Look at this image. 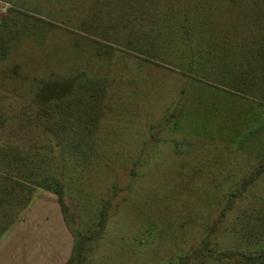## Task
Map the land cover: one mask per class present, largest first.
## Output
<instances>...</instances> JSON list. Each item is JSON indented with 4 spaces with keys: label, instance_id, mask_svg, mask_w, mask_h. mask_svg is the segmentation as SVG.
<instances>
[{
    "label": "rangeland",
    "instance_id": "1",
    "mask_svg": "<svg viewBox=\"0 0 264 264\" xmlns=\"http://www.w3.org/2000/svg\"><path fill=\"white\" fill-rule=\"evenodd\" d=\"M10 154L75 264H264V0H0ZM37 199L4 264L62 256Z\"/></svg>",
    "mask_w": 264,
    "mask_h": 264
},
{
    "label": "trees",
    "instance_id": "2",
    "mask_svg": "<svg viewBox=\"0 0 264 264\" xmlns=\"http://www.w3.org/2000/svg\"><path fill=\"white\" fill-rule=\"evenodd\" d=\"M9 157L10 159L7 157V163H5L4 167L0 166V236L17 221L20 211L28 206L35 187L52 190L49 183H32L27 176L23 177V179L19 172H21V169L24 170V168L15 166L11 161V154ZM53 192L57 195L58 202L62 206V199L59 193ZM78 254V250H75L65 264H75L74 259L78 257Z\"/></svg>",
    "mask_w": 264,
    "mask_h": 264
},
{
    "label": "crops",
    "instance_id": "3",
    "mask_svg": "<svg viewBox=\"0 0 264 264\" xmlns=\"http://www.w3.org/2000/svg\"><path fill=\"white\" fill-rule=\"evenodd\" d=\"M39 195V194H38ZM36 195V197L34 198V203L32 202L31 205L28 206V208H26V210L24 211V217L22 219V221L20 222H17L15 224H13L11 227H10V230H12V233H16L17 232V229H18V233H22V232H26L28 233V238L30 237L31 239V235H30V232L29 230H31V226L33 225L30 224L29 221H27V217L30 216L32 213H34V204H35V200L38 198L37 200L40 201L41 200V197L42 199L46 202V201H49L50 203L52 202L53 204H57V209H56V214H58V220L60 222L59 226L62 228V233L64 234V236H66V241H64V246H63V253H62V256L60 257V259L57 261L56 264H64L67 260H68V257L70 255V250H71V245H72V241H71V237L69 238L70 236V233L66 227V224L64 222V219H63V216H62V213L60 212V208L59 207V203H58V200L57 198L52 194L50 193L49 191H45L43 192V194H41L40 196ZM58 212V213H57ZM22 226V227H21ZM28 228V229H27ZM13 240V239H12ZM5 259L10 262L11 264L15 263V264H20L21 261H19L18 263V259L17 260H14V259H10V256L11 254L5 252ZM26 261H29V259H27ZM31 262V261H30ZM30 262H27V264H33L34 261L32 263ZM0 263H3V258L0 257Z\"/></svg>",
    "mask_w": 264,
    "mask_h": 264
}]
</instances>
